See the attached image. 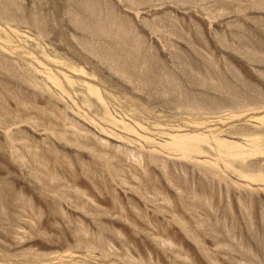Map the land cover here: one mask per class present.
<instances>
[{
  "label": "rangeland",
  "instance_id": "rangeland-1",
  "mask_svg": "<svg viewBox=\"0 0 264 264\" xmlns=\"http://www.w3.org/2000/svg\"><path fill=\"white\" fill-rule=\"evenodd\" d=\"M0 264H264V0H0Z\"/></svg>",
  "mask_w": 264,
  "mask_h": 264
}]
</instances>
